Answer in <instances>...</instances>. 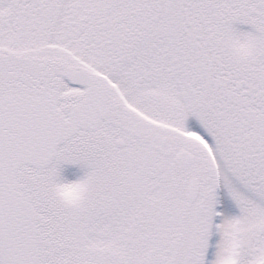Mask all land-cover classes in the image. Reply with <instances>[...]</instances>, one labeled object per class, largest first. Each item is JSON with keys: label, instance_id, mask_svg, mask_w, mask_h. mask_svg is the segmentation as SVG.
Instances as JSON below:
<instances>
[{"label": "snow or ice", "instance_id": "1", "mask_svg": "<svg viewBox=\"0 0 264 264\" xmlns=\"http://www.w3.org/2000/svg\"><path fill=\"white\" fill-rule=\"evenodd\" d=\"M0 264H264V0H0Z\"/></svg>", "mask_w": 264, "mask_h": 264}, {"label": "clouds", "instance_id": "2", "mask_svg": "<svg viewBox=\"0 0 264 264\" xmlns=\"http://www.w3.org/2000/svg\"><path fill=\"white\" fill-rule=\"evenodd\" d=\"M68 195H69V196H72V195H74V193H73V192H71V193H68Z\"/></svg>", "mask_w": 264, "mask_h": 264}, {"label": "rangeland", "instance_id": "3", "mask_svg": "<svg viewBox=\"0 0 264 264\" xmlns=\"http://www.w3.org/2000/svg\"><path fill=\"white\" fill-rule=\"evenodd\" d=\"M72 191L70 190L68 193H71Z\"/></svg>", "mask_w": 264, "mask_h": 264}]
</instances>
